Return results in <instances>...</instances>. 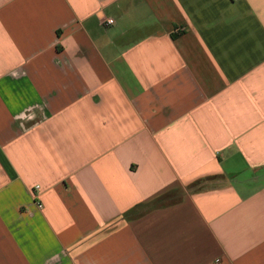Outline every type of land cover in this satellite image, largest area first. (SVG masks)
Listing matches in <instances>:
<instances>
[{
	"label": "crops",
	"instance_id": "0c3cea01",
	"mask_svg": "<svg viewBox=\"0 0 264 264\" xmlns=\"http://www.w3.org/2000/svg\"><path fill=\"white\" fill-rule=\"evenodd\" d=\"M0 264H264V0H0Z\"/></svg>",
	"mask_w": 264,
	"mask_h": 264
},
{
	"label": "trees",
	"instance_id": "16d2710c",
	"mask_svg": "<svg viewBox=\"0 0 264 264\" xmlns=\"http://www.w3.org/2000/svg\"><path fill=\"white\" fill-rule=\"evenodd\" d=\"M210 181V179L209 178H204V179H201L199 182H198V184H201V185H203L204 183H208ZM173 199V196H170V195H168V196H164V197H162V198H160V199H158L157 201H156V203L153 205V207H163V206H167L168 204H170V203H168V202H171V200Z\"/></svg>",
	"mask_w": 264,
	"mask_h": 264
},
{
	"label": "built area",
	"instance_id": "2783aa9c",
	"mask_svg": "<svg viewBox=\"0 0 264 264\" xmlns=\"http://www.w3.org/2000/svg\"><path fill=\"white\" fill-rule=\"evenodd\" d=\"M112 23H113L112 20L107 21V24H112ZM178 32H179V31H178Z\"/></svg>",
	"mask_w": 264,
	"mask_h": 264
}]
</instances>
